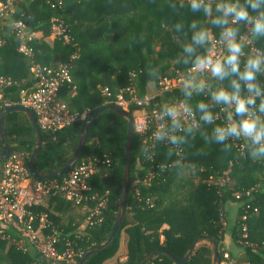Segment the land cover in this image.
<instances>
[{"label":"trees","instance_id":"1","mask_svg":"<svg viewBox=\"0 0 264 264\" xmlns=\"http://www.w3.org/2000/svg\"><path fill=\"white\" fill-rule=\"evenodd\" d=\"M56 1L15 0L13 10L0 17V77L11 80L9 86L1 89V100L16 106L19 91L24 89L29 93L36 83L30 71L29 59L16 50L18 37L10 27L11 21L21 13L29 17L25 21L27 29L37 32V36L30 41L37 62L44 65L67 63L72 55H76L71 60L72 82L61 87L58 101L72 112L87 111L86 119L107 104L99 87H108L116 92L132 85L136 94L142 96L159 78L171 77L176 70L185 71L193 64L192 55H206L208 45L195 46L196 53L192 55L183 52V45L190 42V20L196 19L198 27L210 28L214 36H218L220 31L217 26L208 24L202 13H192L186 5L182 6L181 0H60V7L52 8L51 3ZM53 17L63 20L73 39L72 43L49 39L48 25ZM177 22L182 24L179 32L172 27ZM242 25L243 22H239L237 36L242 32ZM254 40L258 47L264 49V37H255ZM258 80L264 84V76L259 74ZM205 83L204 89L193 90L191 96L186 97L181 87L171 95L188 104L197 114H200L196 109L198 101L208 103L214 112L217 105L213 104L208 93L217 86L229 87V81L227 78L216 80L209 73L205 76ZM2 109L0 104V111ZM234 118L237 119L236 116ZM82 123H73L55 133L40 130L42 143L32 164L33 170L43 174L62 167L75 151ZM215 124L217 122H203L196 130L181 132L184 139L178 143L185 165L158 169L148 182H142L141 178L149 167L173 162L174 149L169 144L159 142L155 147L154 163L148 162L143 159L140 139L132 133L129 180L122 220L110 244L83 264H103L116 255L123 228L128 234L126 258L124 261L117 259L112 264H139L156 249H164L174 259L180 260L194 241L202 240L216 245L217 264L222 261L224 253L239 264H264V160L254 161L247 157L246 141L242 137L228 138L225 142L230 145L228 148L212 141L209 133ZM126 130V119L111 110L101 112L85 130L78 162L104 156L110 160V167L103 166L100 173L91 176L89 182L91 193L96 195V201L90 205L104 201L100 223L84 225L87 213L58 196L46 197L40 208V211L46 212L59 236L73 244L78 253L76 264L86 251L106 239L118 212ZM3 131L11 151L24 150L30 155L35 136L25 114H5ZM241 142L244 148L238 150L236 144ZM27 160L24 159V164ZM225 171L228 181L219 185L218 180L224 179ZM65 175L63 173L47 179L30 175L29 180L59 181ZM195 178L196 182L193 180ZM134 188L138 190V195L134 194ZM236 192L241 194L238 199L234 196ZM229 203L234 204L236 211L232 227L225 223ZM70 209L81 210L82 216L74 220L67 215ZM219 212L223 213L222 219ZM127 213L131 217L129 225L125 220ZM63 216L67 218L66 222H63ZM243 226L245 239L241 236ZM228 235L232 247L239 254L232 252V248H223L222 243ZM209 244L196 245L184 264H212V247ZM33 260L34 256L17 251L12 241L0 236V264H31ZM145 264L175 263L166 255L157 254Z\"/></svg>","mask_w":264,"mask_h":264},{"label":"built area","instance_id":"2","mask_svg":"<svg viewBox=\"0 0 264 264\" xmlns=\"http://www.w3.org/2000/svg\"><path fill=\"white\" fill-rule=\"evenodd\" d=\"M15 0H0V17H5L8 11L13 10ZM61 1L57 0L51 3V7H60ZM29 17H24L21 13L17 18L11 21L10 27L18 37L16 50L24 57L29 59L30 71L36 79L33 90L27 93L26 90L19 91V99L16 106H22L29 109L38 124L40 130L46 133H55L59 129L76 122H84L87 117V111L72 112L64 103L58 101V92L64 85L72 82L71 78V60L76 57L72 55L67 63H56L55 65H44L35 60V50L30 41L37 36V32L30 31L26 27L25 21ZM50 39H58L63 43H72L73 39L68 34V30L63 20L59 17H53L48 25ZM245 45L244 55L241 56L243 64L244 59L250 53H254L257 46L254 38L250 36L248 26L243 23L242 32L237 36ZM0 44L2 39L0 37ZM225 47L219 42V36L213 35V40L209 42L206 55L214 57L222 56ZM208 71H201L193 67V64L185 71L176 70L171 77H161L154 85L149 87L148 93L139 96L135 88L129 85L118 89L116 92L111 91L108 87H102L100 94L104 101L117 105L132 117V130L140 139V144L144 151V160L154 163L155 143L152 144L150 135L152 129L159 124L164 123L159 113L164 106L174 105L183 108L184 102L174 99L171 95L174 90L182 88L185 78L195 79L205 82ZM264 76V73H260ZM11 84L8 78L0 77V92L3 87ZM166 96V97H165ZM158 98V99H157ZM3 108L14 106L7 100H1ZM230 107L217 105L215 118L212 121L217 124L226 122V114ZM191 115L185 113L181 116L184 126L191 130H196L203 123L197 114L191 109ZM235 115H233V119ZM181 132L175 134L180 135ZM233 138V137H229ZM162 143L169 144L174 149L175 159L170 163H157L146 171L142 182H148L157 172L158 169H165L170 165H185L183 161L182 149L177 142L170 144L167 139ZM151 145V146H150ZM238 150L244 148L241 142L236 144ZM149 148L146 152L145 149ZM24 150H13L9 156L0 163V236L6 237L12 241L15 249L19 252L28 253L35 257L31 264H76L75 258L78 255L74 250L73 244L62 239L59 232L54 229L52 222L46 212L40 211L44 205V199L48 196H58L63 201L69 202L75 206L81 207L82 211L87 213L83 224L92 225L100 223L102 220V208L104 201H96V195L91 193L90 178L100 173L103 166L110 167L108 157H92L77 161L59 181L51 180L48 182L29 180L30 174L24 164V159L28 158ZM203 171V168L200 169ZM224 178L228 179L225 171ZM105 176V173L103 174ZM140 181V179H139ZM137 180L133 182V187ZM222 185L223 180H218ZM134 194L138 195V190L133 189ZM248 195V192L247 194ZM235 198L238 199L241 194L236 192ZM249 207V206H247ZM253 211H256L253 208ZM222 219L223 213L219 212ZM245 216H243V219ZM13 235V236H12ZM242 238L245 239V227H242ZM244 244H247L244 241ZM220 264H239L230 259L227 253L222 255ZM249 264V263H242Z\"/></svg>","mask_w":264,"mask_h":264},{"label":"clouds","instance_id":"3","mask_svg":"<svg viewBox=\"0 0 264 264\" xmlns=\"http://www.w3.org/2000/svg\"><path fill=\"white\" fill-rule=\"evenodd\" d=\"M192 13H202L208 24L217 26L219 42L226 51L222 56L192 55L196 47H204L213 40V33L206 26L198 27V21L188 22L191 29L190 42L183 45V52L192 55L193 67L201 71L210 72L216 80L229 81V87H214L208 95L213 104L230 107L226 114V122L215 124L209 136L212 141L230 147L225 143L229 137L243 138L246 141V155L250 159L264 160V84L258 80V75L264 73V49H257L241 62L244 55V43L237 39L239 22L248 26L250 36L264 37V0H181ZM177 32L182 24L177 22L172 26ZM206 86L204 81L185 78L182 83L184 95L191 96L193 90H202ZM196 109L200 112L199 119L206 124L212 123L215 113L210 110L208 103L198 101ZM191 113L188 104L183 108L174 105L164 106L159 116L164 123L154 127L150 133L152 144L163 142L170 144L183 141V135L177 132H191L183 125L181 116ZM233 115L237 119H233ZM151 146V145H150ZM146 152L149 148L145 149Z\"/></svg>","mask_w":264,"mask_h":264},{"label":"water","instance_id":"4","mask_svg":"<svg viewBox=\"0 0 264 264\" xmlns=\"http://www.w3.org/2000/svg\"><path fill=\"white\" fill-rule=\"evenodd\" d=\"M106 110L114 111L115 113H117L118 115H120L124 119H126V121H127L125 149H124V161H123V177H122V187H121V194H120V200H119V208H118V212L116 214L115 220L113 222V225H112L106 239L102 243L98 244L95 248L86 251L84 253L83 257L78 261V264H83L86 259H88L92 255H94L95 253H97L98 251H100L101 249L106 247L107 245H109L111 240L113 239L118 227H119L121 220H122V216H123L125 204H126L127 187H128L129 171H130L131 138H132V133H133V130H132L133 125H132L131 115L129 113L125 112L124 110H122L117 105H114L112 103H108V104L104 105L103 107L98 108L93 113H91L89 115V117L80 126L78 143H77L75 151L73 152L70 159L62 167H60L58 170H56L54 172L39 174L33 170L32 164H33L34 159L37 156L38 151L41 147L42 138H41L40 129L38 127V124L36 122V119H35L33 113L29 109L24 108L22 106H10V107L3 108L0 111V145H1L0 160L6 159L11 152L10 146L7 143L5 136H4L3 116L5 114H8V113L21 112V113L25 114V116L27 117V119H28V121H29V123H30V125L34 131V136H35L34 145H33V148L31 150V153L28 157V160L26 163V168L28 170V173L31 176H33L37 179H47V178L57 177V176L65 173V172H67L79 160V158L81 157V154H82L83 145H84V141H85V130H86V128L101 112L106 111ZM196 243H197L196 241H194L192 243L190 250L180 260L174 259L168 253H166V251L164 249H156L155 251L148 254L139 264H145L146 262L151 260L157 254L166 255L175 264H184L186 261H188L189 257L193 253V249H194ZM209 245H211V247H212V264H217L218 252H217L216 245H214V244H209Z\"/></svg>","mask_w":264,"mask_h":264},{"label":"crops","instance_id":"5","mask_svg":"<svg viewBox=\"0 0 264 264\" xmlns=\"http://www.w3.org/2000/svg\"><path fill=\"white\" fill-rule=\"evenodd\" d=\"M149 90L153 91V89H151V88ZM1 95H2V92H0V96ZM125 220L128 222V225L131 223V217H130L129 213L126 214ZM128 225H126V227ZM160 239H162V237ZM127 242H128V234H127L125 228H123L120 232L119 247L117 250V254L121 255V257L118 258V255L116 254L112 258L106 260L103 264H112L117 259L119 261H124L126 258V253H127ZM222 246H223V248H228V249L232 248V243H231L229 235L226 238V240L222 243ZM238 254H239V252H238Z\"/></svg>","mask_w":264,"mask_h":264},{"label":"rangeland","instance_id":"6","mask_svg":"<svg viewBox=\"0 0 264 264\" xmlns=\"http://www.w3.org/2000/svg\"><path fill=\"white\" fill-rule=\"evenodd\" d=\"M50 39V38H49ZM100 89H101V87H99ZM100 91V90H99ZM187 176H189V174H188V172H186L185 173ZM194 180V182H196V178L195 179H193ZM223 180V183H225V182H227L228 181V179H222ZM227 209H226V211H225V223H226V225L228 226V227H232V225L234 224V222H235V219H236V217H235V206H234V204H231V203H229L228 205H227V207H226ZM67 215L69 216V215H71L73 218H74V220H76V219H78L79 217H81L82 216V211L81 210H78V209H73V210H69L68 212H67ZM62 220H63V222H66V220H67V218H66V216H63L62 217ZM228 230V229H227ZM227 232H229V231H227ZM202 243H206V244H209V243H207V242H205L204 240H202V241H199V242H197L196 244H195V246L196 245H198V244H202ZM210 247H211V245H209ZM232 252H234L236 255L238 254V251L235 249V247H232ZM241 255V254H240ZM121 257V255H119L118 256V258H120Z\"/></svg>","mask_w":264,"mask_h":264}]
</instances>
